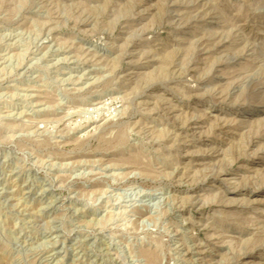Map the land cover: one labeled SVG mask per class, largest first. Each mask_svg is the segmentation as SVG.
<instances>
[{
    "label": "rangeland",
    "instance_id": "obj_1",
    "mask_svg": "<svg viewBox=\"0 0 264 264\" xmlns=\"http://www.w3.org/2000/svg\"><path fill=\"white\" fill-rule=\"evenodd\" d=\"M0 264H264V0H0Z\"/></svg>",
    "mask_w": 264,
    "mask_h": 264
}]
</instances>
